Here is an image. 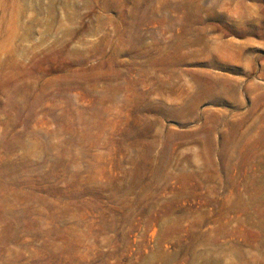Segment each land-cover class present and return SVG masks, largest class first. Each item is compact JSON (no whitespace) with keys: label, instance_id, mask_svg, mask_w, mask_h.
I'll return each instance as SVG.
<instances>
[{"label":"rangeland","instance_id":"374dc122","mask_svg":"<svg viewBox=\"0 0 264 264\" xmlns=\"http://www.w3.org/2000/svg\"><path fill=\"white\" fill-rule=\"evenodd\" d=\"M0 264H264V0H0Z\"/></svg>","mask_w":264,"mask_h":264},{"label":"bare ground","instance_id":"6f19581e","mask_svg":"<svg viewBox=\"0 0 264 264\" xmlns=\"http://www.w3.org/2000/svg\"><path fill=\"white\" fill-rule=\"evenodd\" d=\"M22 100H23V99H22ZM19 106H20V105H19ZM19 106H17L16 108L18 109ZM8 107H9V106H8Z\"/></svg>","mask_w":264,"mask_h":264}]
</instances>
